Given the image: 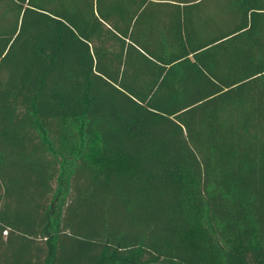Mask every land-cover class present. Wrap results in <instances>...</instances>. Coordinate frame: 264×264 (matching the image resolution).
Segmentation results:
<instances>
[{
	"label": "trees",
	"instance_id": "16d2710c",
	"mask_svg": "<svg viewBox=\"0 0 264 264\" xmlns=\"http://www.w3.org/2000/svg\"><path fill=\"white\" fill-rule=\"evenodd\" d=\"M16 240L19 264H264V0H0Z\"/></svg>",
	"mask_w": 264,
	"mask_h": 264
},
{
	"label": "rangeland",
	"instance_id": "374dc122",
	"mask_svg": "<svg viewBox=\"0 0 264 264\" xmlns=\"http://www.w3.org/2000/svg\"><path fill=\"white\" fill-rule=\"evenodd\" d=\"M210 3V2H209ZM3 240L7 235L4 232ZM24 245L23 241L16 240L12 245H3L0 247V264H19L20 256L23 255ZM26 253V252H25Z\"/></svg>",
	"mask_w": 264,
	"mask_h": 264
}]
</instances>
